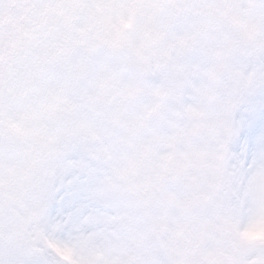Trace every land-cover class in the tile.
I'll use <instances>...</instances> for the list:
<instances>
[{
	"label": "snow or ice",
	"instance_id": "snow-or-ice-1",
	"mask_svg": "<svg viewBox=\"0 0 264 264\" xmlns=\"http://www.w3.org/2000/svg\"><path fill=\"white\" fill-rule=\"evenodd\" d=\"M264 0H0V264H264Z\"/></svg>",
	"mask_w": 264,
	"mask_h": 264
},
{
	"label": "rangeland",
	"instance_id": "rangeland-1",
	"mask_svg": "<svg viewBox=\"0 0 264 264\" xmlns=\"http://www.w3.org/2000/svg\"><path fill=\"white\" fill-rule=\"evenodd\" d=\"M253 235H258L259 237L264 238V230H261L258 233H253Z\"/></svg>",
	"mask_w": 264,
	"mask_h": 264
}]
</instances>
